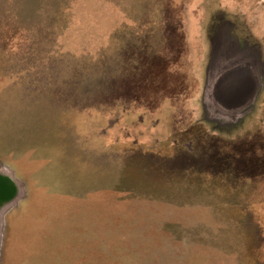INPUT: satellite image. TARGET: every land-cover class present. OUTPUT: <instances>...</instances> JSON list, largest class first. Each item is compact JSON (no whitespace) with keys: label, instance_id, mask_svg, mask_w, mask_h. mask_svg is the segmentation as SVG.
Masks as SVG:
<instances>
[{"label":"rangeland","instance_id":"374dc122","mask_svg":"<svg viewBox=\"0 0 264 264\" xmlns=\"http://www.w3.org/2000/svg\"><path fill=\"white\" fill-rule=\"evenodd\" d=\"M0 169V264H264V0H0Z\"/></svg>","mask_w":264,"mask_h":264},{"label":"water","instance_id":"95a60500","mask_svg":"<svg viewBox=\"0 0 264 264\" xmlns=\"http://www.w3.org/2000/svg\"><path fill=\"white\" fill-rule=\"evenodd\" d=\"M22 191V184L15 174L7 169H0V218L1 224L3 211L15 202ZM2 226V225H1ZM0 226V230H1Z\"/></svg>","mask_w":264,"mask_h":264},{"label":"bare ground","instance_id":"6f19581e","mask_svg":"<svg viewBox=\"0 0 264 264\" xmlns=\"http://www.w3.org/2000/svg\"><path fill=\"white\" fill-rule=\"evenodd\" d=\"M208 105H209V107L212 108V110H214V108L212 107V105H211L210 102H208ZM22 195H23V192H21L19 198H18L15 202H13L10 206H8V208H6V209L3 211L2 215H4V214L6 213V211H7L12 205H14L18 200H20L21 197H22ZM0 226H1V218H0Z\"/></svg>","mask_w":264,"mask_h":264},{"label":"flooded vegetation","instance_id":"af4514ba","mask_svg":"<svg viewBox=\"0 0 264 264\" xmlns=\"http://www.w3.org/2000/svg\"><path fill=\"white\" fill-rule=\"evenodd\" d=\"M241 75H242L241 78H242V80H243V79L245 78V75H243V74H241ZM251 76H252V75H250L249 78H250ZM246 77H247V76H246ZM249 78H248V80H249ZM228 80H229V79H228ZM228 80H225V81H228ZM249 81H250V80H249ZM229 85H232L230 81H229Z\"/></svg>","mask_w":264,"mask_h":264},{"label":"crops","instance_id":"0c3cea01","mask_svg":"<svg viewBox=\"0 0 264 264\" xmlns=\"http://www.w3.org/2000/svg\"><path fill=\"white\" fill-rule=\"evenodd\" d=\"M250 75H251V74H250ZM250 75H249V76H250Z\"/></svg>","mask_w":264,"mask_h":264}]
</instances>
